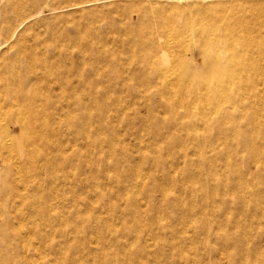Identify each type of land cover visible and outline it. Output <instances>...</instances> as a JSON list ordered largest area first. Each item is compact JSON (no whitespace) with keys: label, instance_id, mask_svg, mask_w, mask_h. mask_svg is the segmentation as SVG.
I'll return each mask as SVG.
<instances>
[{"label":"bare ground","instance_id":"6f19581e","mask_svg":"<svg viewBox=\"0 0 264 264\" xmlns=\"http://www.w3.org/2000/svg\"><path fill=\"white\" fill-rule=\"evenodd\" d=\"M47 1L0 0V114L18 118L10 136L0 137V264H104L109 246L94 248L98 259L91 262L76 253L68 258L75 246L66 232L72 225L77 234L78 220L99 201L103 131L113 132L108 146L114 148L130 144L117 134L126 125L127 134L137 128L146 132L149 145L179 147L182 161L192 162L188 149H194L199 161L190 171L177 167L179 174L215 189L219 163L225 172L238 174L242 192L237 161L244 121V144L252 159H262L255 129L263 133L258 104L264 98V0H127L120 11L123 21L111 25L112 38L38 32L28 42L27 32L19 30L56 9L54 3L100 0ZM10 9L19 22L13 30ZM163 35L173 42L161 43ZM190 43L199 51L195 64L175 53V47L183 52ZM49 48L56 53L48 55ZM134 137L138 144L146 141ZM171 173L155 186L165 198ZM122 195L119 191L117 198ZM179 198L175 202L181 207ZM92 217L104 218L101 213ZM93 239L102 244L99 237ZM130 247H118L119 255L128 256ZM175 251L182 256V249Z\"/></svg>","mask_w":264,"mask_h":264},{"label":"rangeland","instance_id":"374dc122","mask_svg":"<svg viewBox=\"0 0 264 264\" xmlns=\"http://www.w3.org/2000/svg\"><path fill=\"white\" fill-rule=\"evenodd\" d=\"M48 1V3H52V0ZM129 2L131 1L100 0L73 4L74 2L58 1L54 3L56 9L47 10L34 20L26 22L19 33L27 32L25 39L28 42L38 32L49 36L54 34L57 37L63 32L71 34L81 32L85 38L90 40L97 37L112 38L116 34L111 33L113 32L111 25H117L118 22L123 21L120 11H122L123 4ZM113 3L120 5L118 10L109 8ZM132 7L133 10L137 9L136 6ZM9 18L11 20L9 28L13 30L19 22L14 20V11L11 9ZM2 22L3 18L0 12V26L3 24ZM3 29L5 30L4 27ZM114 32L116 31L114 30ZM2 36H4L3 33ZM120 36L124 37L123 34ZM159 38L161 43L163 41L173 42L170 36L163 35ZM194 45V43L188 44V48L185 46L186 49L183 52L179 50V47L174 46L175 53L178 55L184 53L192 61V64H195L200 60L198 48ZM47 53L52 55L56 52L49 48ZM121 57L125 56L121 55ZM87 70L89 71L90 68L87 67ZM263 82L264 80L260 86L264 91ZM107 85L109 87V84ZM43 86L45 88V85ZM55 88L59 92L62 91L58 84L55 85ZM137 90L142 91L144 88L138 87ZM258 106L261 109L258 120L260 119L264 123V98L263 103L259 102ZM4 115L0 114V137H4L5 132H8L7 135L10 136V130L17 126L15 122L18 121L17 116L9 117L10 114H7L5 117ZM244 129H247L245 121L242 123V133L239 134L242 144L238 148L241 154L237 161L239 168L242 169V192L239 191L240 179L236 177L238 174L230 171L225 172L219 163L215 166L218 169L217 176L214 178L215 189L206 183L198 184L193 177L187 174H179L176 171L177 167H183L190 171L199 161L200 157L193 154L194 149H188L192 154L191 160L194 162L191 166L190 160L182 161L177 155L179 147L176 149L172 147L173 145L169 147L149 145L146 132L138 128L127 134V128L124 125L117 132L120 137H128L129 147L122 144L116 145L115 148L110 145L109 147V139L114 136L113 132L103 131L102 147L104 149L98 154L101 162L100 187L97 193L99 201L90 212L78 220L79 232L77 234L73 232L74 226L67 227L66 232L75 246L73 250H69L68 258L76 253L78 258L85 257L91 262L98 259L97 254L92 251L94 248L100 247L101 249L104 246H109L110 250L107 249V252L105 251L102 255L105 260L104 264H170L171 261L174 264H264V143L260 142V138L264 136V125L263 133L255 129L256 136H258L256 147L259 148L262 159L251 158L248 148L244 144L247 137ZM134 136H145L146 141L139 145ZM104 139H106V143ZM210 154H213L212 150ZM172 164L173 167L170 168ZM170 170L173 171L171 173L172 181L164 184L168 189L170 188L168 197L165 198L155 186L163 183V178ZM206 176L207 174L203 172L202 177ZM138 177H141L139 182L136 181L139 179ZM124 184H128L126 189H124ZM119 191L125 197L122 200L117 198ZM237 194L238 196H236ZM178 196L181 207L175 202ZM241 196L242 203L240 202ZM132 200H134V204H132ZM110 201L112 202L111 206L109 205ZM68 212L74 213L72 208H69ZM98 213L104 217L99 221L92 217ZM152 216L154 217L152 218ZM89 218L90 220H86ZM69 228L72 231H68ZM124 230L128 232L126 236L123 233ZM180 231H183V234ZM93 236L99 237L102 244L95 243L96 240L93 239ZM129 243H131V247L128 256L119 255L123 252H119L118 247L126 246ZM134 244H137V247ZM81 245L85 247V253ZM179 248L183 250L182 256L177 255L176 251L174 252ZM173 252L175 255L172 254V258H170L169 254ZM137 253L145 257L136 256ZM110 256L112 258H109Z\"/></svg>","mask_w":264,"mask_h":264}]
</instances>
